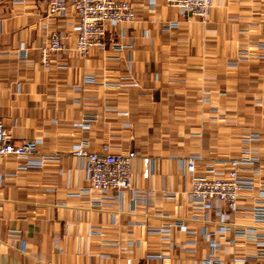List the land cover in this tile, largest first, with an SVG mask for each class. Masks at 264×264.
Listing matches in <instances>:
<instances>
[{
  "label": "crops",
  "instance_id": "0c3cea01",
  "mask_svg": "<svg viewBox=\"0 0 264 264\" xmlns=\"http://www.w3.org/2000/svg\"><path fill=\"white\" fill-rule=\"evenodd\" d=\"M127 1L136 21L109 27L104 46L82 57L70 6L48 16L39 0H0V122L15 143L35 140V157L47 159L24 167V159L0 158V264H258L234 253L253 249L236 232L263 226L250 210L222 207L228 231L208 239L221 218L186 192L194 175L226 169L243 147L264 165V0H212L205 22L165 0ZM44 30L68 33L49 69L37 49ZM250 133L258 139L247 141ZM79 143L136 150L152 160L149 174L139 159L130 188L103 203L88 194L70 151ZM254 178L264 181V170Z\"/></svg>",
  "mask_w": 264,
  "mask_h": 264
},
{
  "label": "built area",
  "instance_id": "2783aa9c",
  "mask_svg": "<svg viewBox=\"0 0 264 264\" xmlns=\"http://www.w3.org/2000/svg\"><path fill=\"white\" fill-rule=\"evenodd\" d=\"M46 8L48 16H62L66 14L70 6L77 14V20L71 29L75 32L74 50L82 57L86 56L93 47H103L109 27H116L121 23L132 24L136 21V12L133 5L127 0H39ZM150 4L154 0H149ZM165 4L178 10L180 14L197 18L205 22L209 18L212 0H165ZM44 40L38 49L39 62L49 69L52 64V55L65 50L64 41L68 33L57 30H44ZM264 47V42L258 43ZM114 49H120L121 43L113 42ZM27 49L21 46L20 54L25 55ZM92 79H88L91 81ZM87 123H82L85 126ZM258 135L250 133L246 140H257ZM72 155L78 159L89 180L88 194L98 196L103 203H109L110 194L121 195L125 189L130 188L131 178L136 171L138 160L143 165L142 176L146 178L149 174L148 165L152 162L147 156H139L133 149H122L110 144H102L100 149L88 151L83 143L75 144L71 148ZM37 142L35 140H23L15 143L9 130L5 129L0 122V158L24 159V167H38L47 159L35 157ZM196 155H190L185 160L186 169L190 174L195 173ZM259 156L254 154L249 147L242 148L240 158H229L225 160L227 169H216L207 166L202 174L194 175L189 190L186 192L187 199L197 208L213 210L215 215L221 218V224L206 233L211 236L224 238L228 228L224 222L227 215L222 213V207L232 212H239L242 208H248L252 213L254 222L260 225L245 226L236 232V235L250 240L253 244L251 252L236 250L237 259L244 260L252 258L258 260V264H264V181L258 182L254 178L264 170ZM244 166H247L244 168ZM259 183V184H258ZM259 185L258 189L255 187ZM245 192L251 199V203L244 205ZM250 194V195H249ZM246 196V197H247ZM114 199V198H112ZM204 221H209L205 212ZM182 225V222H175ZM151 232L160 230L152 229ZM213 249L219 247L218 242H213ZM235 243V242H233ZM148 258L161 257V254L146 255ZM207 264H220L218 259H206ZM51 264V263H44Z\"/></svg>",
  "mask_w": 264,
  "mask_h": 264
},
{
  "label": "rangeland",
  "instance_id": "374dc122",
  "mask_svg": "<svg viewBox=\"0 0 264 264\" xmlns=\"http://www.w3.org/2000/svg\"><path fill=\"white\" fill-rule=\"evenodd\" d=\"M241 154H242V149H241ZM227 169V168H226Z\"/></svg>",
  "mask_w": 264,
  "mask_h": 264
}]
</instances>
